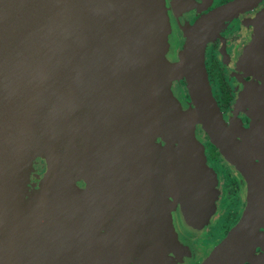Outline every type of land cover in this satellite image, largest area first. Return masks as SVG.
Instances as JSON below:
<instances>
[{"label":"water","instance_id":"water-1","mask_svg":"<svg viewBox=\"0 0 264 264\" xmlns=\"http://www.w3.org/2000/svg\"><path fill=\"white\" fill-rule=\"evenodd\" d=\"M213 1L0 0V264H178L214 223L199 128L241 163L205 67L230 11L191 24Z\"/></svg>","mask_w":264,"mask_h":264},{"label":"flooded vegetation","instance_id":"flooded-vegetation-1","mask_svg":"<svg viewBox=\"0 0 264 264\" xmlns=\"http://www.w3.org/2000/svg\"><path fill=\"white\" fill-rule=\"evenodd\" d=\"M227 8L205 50V67L212 95L235 135L239 166H233L202 128L205 155L219 180L218 215L214 223L183 242L178 264H264V218L248 225L244 217L253 194L244 174H264V0H214L191 19ZM181 90L190 100L187 84ZM258 165L263 171L247 170ZM252 225V226H251ZM239 230L231 242V235ZM227 250L215 257L219 248Z\"/></svg>","mask_w":264,"mask_h":264}]
</instances>
